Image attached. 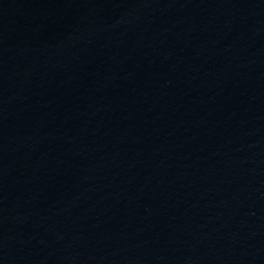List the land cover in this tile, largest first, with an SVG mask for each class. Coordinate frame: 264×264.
<instances>
[{"label": "water", "instance_id": "water-1", "mask_svg": "<svg viewBox=\"0 0 264 264\" xmlns=\"http://www.w3.org/2000/svg\"><path fill=\"white\" fill-rule=\"evenodd\" d=\"M0 264H264V0H0Z\"/></svg>", "mask_w": 264, "mask_h": 264}]
</instances>
